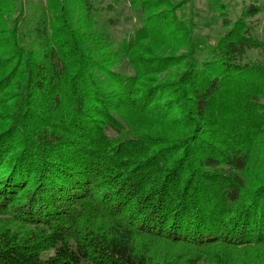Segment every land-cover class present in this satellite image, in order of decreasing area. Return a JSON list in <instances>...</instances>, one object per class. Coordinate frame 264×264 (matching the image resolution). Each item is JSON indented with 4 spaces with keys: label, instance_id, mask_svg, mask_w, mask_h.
Masks as SVG:
<instances>
[{
    "label": "trees",
    "instance_id": "obj_1",
    "mask_svg": "<svg viewBox=\"0 0 264 264\" xmlns=\"http://www.w3.org/2000/svg\"><path fill=\"white\" fill-rule=\"evenodd\" d=\"M127 1L116 45L92 0H0V264H264L259 7L205 0L199 59L195 0Z\"/></svg>",
    "mask_w": 264,
    "mask_h": 264
},
{
    "label": "rangeland",
    "instance_id": "obj_2",
    "mask_svg": "<svg viewBox=\"0 0 264 264\" xmlns=\"http://www.w3.org/2000/svg\"><path fill=\"white\" fill-rule=\"evenodd\" d=\"M92 1L95 3V7L100 10L97 14L98 27L107 31L116 45L140 27L137 17L131 11L127 0ZM22 2L28 15H32L33 11L31 9L35 10L40 5H44V0H22ZM220 2L227 7L226 13L231 23H234L238 18L242 9L256 4L260 9V13L251 18L249 22L253 35L259 39L263 37L264 0H220ZM107 7H111L112 10L109 12ZM188 13L193 15L196 25L195 41L201 50L198 58L204 59L209 52V46L217 43L218 39L226 32V28L222 25L221 18L218 17L215 5L209 4L205 0H195L194 5L189 7ZM249 55L252 61L263 60L258 52H250ZM114 70L125 75H131V70L125 61Z\"/></svg>",
    "mask_w": 264,
    "mask_h": 264
}]
</instances>
